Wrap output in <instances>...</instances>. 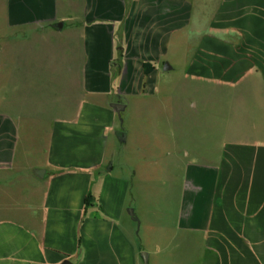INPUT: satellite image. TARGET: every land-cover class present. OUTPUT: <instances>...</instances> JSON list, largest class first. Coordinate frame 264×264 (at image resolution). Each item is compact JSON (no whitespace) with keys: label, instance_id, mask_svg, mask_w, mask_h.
I'll return each instance as SVG.
<instances>
[{"label":"crops","instance_id":"0c3cea01","mask_svg":"<svg viewBox=\"0 0 264 264\" xmlns=\"http://www.w3.org/2000/svg\"><path fill=\"white\" fill-rule=\"evenodd\" d=\"M0 54V264H264V0H0ZM175 68L202 149L135 127Z\"/></svg>","mask_w":264,"mask_h":264},{"label":"rangeland","instance_id":"374dc122","mask_svg":"<svg viewBox=\"0 0 264 264\" xmlns=\"http://www.w3.org/2000/svg\"><path fill=\"white\" fill-rule=\"evenodd\" d=\"M37 43L38 41L36 40L32 44ZM37 56L40 55H37V53H33L31 58L34 60ZM42 56L48 58L53 56V53L50 50L47 51L45 54H42ZM8 78L9 77H6L4 79L6 80V83H8V85L0 86V98L3 97V100L0 99V107L8 108L9 106V109H12V87L10 86V78ZM160 80H165V84L162 82L163 86H161ZM158 81L159 88L157 92H155V95L158 99L154 102L155 104L153 105H155V107H159V116H156L154 118L153 116L147 118L134 116V120L137 121L135 127L142 126L145 128L159 125V128H166L168 126L171 127L173 123L177 124L180 131L179 140L181 141V143L190 146L194 145L196 148L199 149H202L205 144L208 143L209 138H214V141H216L215 138H219V133H209L207 132L208 130L205 132L206 128L208 129L209 127H217L219 125V118H215L213 116L204 117V114H202V112H197L195 108H190V106L188 108L186 107V99L189 96L188 89H190L188 85L190 80L187 77V72H182L177 68L169 70L168 72L163 71L161 72V76H159ZM52 86L53 85L46 87L48 92H51V94H59V87L55 88ZM122 118L123 117H121L120 119L122 120ZM125 122H127L126 116ZM142 127L139 128H141L143 131L142 133H144ZM146 135H141L142 139L137 141L140 143L148 141V138H150V136L148 134ZM166 143L167 140H165L164 138L162 139V135L159 134V155H161L162 152L161 145H165ZM160 160L161 158L159 156V161ZM158 178L152 179V181L146 180L147 190L149 194L146 197L147 199L145 201L144 206L149 210L153 209L154 206L159 205V196L152 197L153 195H155V191L159 192V181H157Z\"/></svg>","mask_w":264,"mask_h":264},{"label":"water","instance_id":"95a60500","mask_svg":"<svg viewBox=\"0 0 264 264\" xmlns=\"http://www.w3.org/2000/svg\"><path fill=\"white\" fill-rule=\"evenodd\" d=\"M170 68L169 64L167 62L164 63V67L163 69H168ZM112 107H115L117 109V112L119 113V108H122V105L118 102H114L112 103ZM142 258H143V263L147 264V254L146 253H142ZM61 264H70L68 261H64Z\"/></svg>","mask_w":264,"mask_h":264}]
</instances>
